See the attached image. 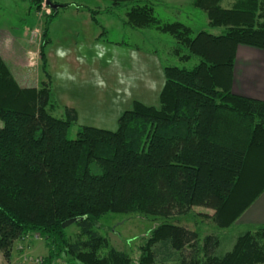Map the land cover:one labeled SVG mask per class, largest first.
Wrapping results in <instances>:
<instances>
[{
    "label": "trees",
    "instance_id": "16d2710c",
    "mask_svg": "<svg viewBox=\"0 0 264 264\" xmlns=\"http://www.w3.org/2000/svg\"><path fill=\"white\" fill-rule=\"evenodd\" d=\"M110 1L126 8L125 27L167 33L176 41L174 54L197 63L165 67L159 107L134 101L116 131L83 126L70 139L78 113L64 106L61 118L52 114L58 102L47 47L50 25L71 4L31 0L45 15L29 35L43 29L44 81L22 87L0 54L1 254L10 261L15 243L35 235L49 248L42 264H264V226L220 253L228 238L164 222L145 238L137 259L97 230L111 213L169 219L199 207L213 210L214 223L227 229L264 193V101L232 91L238 47L264 50L261 0H193L208 25L222 29L219 35L161 22L156 0ZM46 2L58 9L48 4L46 15ZM90 12L97 23L101 11ZM73 219L75 233L63 227Z\"/></svg>",
    "mask_w": 264,
    "mask_h": 264
},
{
    "label": "rangeland",
    "instance_id": "374dc122",
    "mask_svg": "<svg viewBox=\"0 0 264 264\" xmlns=\"http://www.w3.org/2000/svg\"><path fill=\"white\" fill-rule=\"evenodd\" d=\"M52 1L71 4L66 9H60L59 16L50 25L51 43L47 47L48 60L50 54L54 60H58L57 68L60 69L58 70L60 72H54L53 75L49 62L53 94L58 102L56 111L52 112L55 117H62L64 107L58 99V92L55 91V87H58L57 83L61 87L59 97L61 94H69L75 102H78L86 92L93 110L103 103L101 100L103 94L106 105L102 106V110L107 115H102L100 124L105 126L102 129L116 131L121 113L131 109L134 101L159 107L160 93L165 84L166 66L192 68L197 63L196 58L190 62H183L174 54L177 45L171 35L154 28L125 27L123 23L126 20V8L112 7L113 3L110 0ZM30 6L31 0H0V29L20 34V31H25L28 27V37L25 40L28 42L29 39L28 43L33 48L32 53H29L30 67H24V64L21 68L10 65L17 81L23 77L24 82L18 81L21 86L36 87L44 81L39 55L43 29L35 31L32 37L29 35L39 22L44 25L45 15L41 17L35 9H30L29 13ZM77 6L82 12L78 13ZM107 8L110 10L113 8L114 14L104 13ZM154 9L156 17L163 23L182 22L191 27L195 33L203 30L215 35L222 33L221 28H212L208 25L206 13L195 8L193 0H156ZM90 10L101 11L96 15L97 23L91 22L92 14L88 12ZM51 12L52 10L47 11L46 15ZM23 20L26 22L23 23ZM65 52L66 54L73 52L68 59V62H71L69 66ZM77 62L82 65L86 80L80 75L76 76L78 80L68 77L66 68L75 69L74 73H83ZM110 111H113L111 115ZM81 115V121H78L69 132L70 139H76L80 127L87 125L86 121L89 120L85 117L90 115V109H82ZM213 214V210L201 207L193 209L187 215L169 219L154 215L111 213L101 218L97 230L109 238L113 247L130 253L134 259L139 257V248L145 238L164 222L186 226L192 231H197L201 237L212 234L228 238L232 242H223L220 253L230 251L238 236L253 230L245 225L221 229L212 220ZM69 230L75 233L78 227L72 225ZM48 253L49 248L44 239L33 235L25 241L19 240L15 243L12 260H6L0 254V264H25L27 256L40 258L47 256Z\"/></svg>",
    "mask_w": 264,
    "mask_h": 264
},
{
    "label": "crops",
    "instance_id": "0c3cea01",
    "mask_svg": "<svg viewBox=\"0 0 264 264\" xmlns=\"http://www.w3.org/2000/svg\"><path fill=\"white\" fill-rule=\"evenodd\" d=\"M262 8L260 10V20H264V0H261ZM58 4L59 2H54ZM60 5L66 4L63 2L59 3ZM69 4V3H68ZM227 6V4H224ZM78 13L82 12V10L77 6ZM31 6L29 7L30 13ZM66 9V8H63ZM90 12V11H88ZM60 13V11H59ZM59 16V15H58ZM92 20V18H91ZM26 22L23 20V23ZM93 22V21H91ZM38 26V27H37ZM40 22L38 25H35L33 30L36 28H40ZM18 33H14L11 30H4L0 29V54L7 61L9 64L14 65L16 67L21 68L24 64V67H30V54L32 53V46L25 40L28 37V27L25 31H20ZM35 50V49H34ZM73 52L67 53L65 52V58H67L68 66L71 62H68L69 57L72 55ZM49 62L50 68L53 72H60L57 68L58 60H54L51 55L49 54ZM25 63H28L25 65ZM77 64L80 65L79 62ZM82 68V65H80ZM12 68V67H11ZM76 70H68L66 68V72L68 77H73V79L78 80L76 76L80 75L82 79L86 80V76L84 75V69L82 68L83 73H74ZM89 72V71H88ZM80 78V79H81ZM19 80L24 82L23 77ZM18 80V81H19ZM58 87H55V91L58 92V99L61 101V105L67 106L69 108H73L78 113V121H81L82 109H90V115L86 116L85 119L89 120L86 121L85 126H91L96 128H104L105 126L101 125L103 119V114L107 115L106 112L102 110V106L106 105L105 96L102 94L101 100L102 104L96 109H91L89 100L86 96V92L82 94L81 99L78 102L73 101L71 95L69 94H61L59 97V89H61L60 85L56 83ZM24 88L30 87L28 85L22 86ZM39 87V86H36ZM232 91L240 96H244L251 99L261 100L264 101V50L253 48L249 46H239L237 49V56L235 61V67L233 72V85ZM101 96V94H100ZM110 115L113 111L109 112ZM119 114V113H118ZM122 114V113H121ZM91 115H93L91 117ZM119 116V115H118ZM121 116V115H120ZM120 118V117H119ZM211 216V215H210ZM234 225H245L251 227L255 230L259 226H264V193L261 194L255 202L241 215L238 221ZM233 225V226H234ZM252 231V230H251ZM1 254V253H0ZM2 255V254H1ZM3 257V255H2ZM4 258V257H3ZM13 258H11L12 260Z\"/></svg>",
    "mask_w": 264,
    "mask_h": 264
},
{
    "label": "built area",
    "instance_id": "2783aa9c",
    "mask_svg": "<svg viewBox=\"0 0 264 264\" xmlns=\"http://www.w3.org/2000/svg\"><path fill=\"white\" fill-rule=\"evenodd\" d=\"M43 8L45 10L49 11L47 2L45 3ZM24 262H25V264H42L43 263V261L40 258H30L28 256L25 258Z\"/></svg>",
    "mask_w": 264,
    "mask_h": 264
},
{
    "label": "water",
    "instance_id": "95a60500",
    "mask_svg": "<svg viewBox=\"0 0 264 264\" xmlns=\"http://www.w3.org/2000/svg\"><path fill=\"white\" fill-rule=\"evenodd\" d=\"M48 4H49L50 6H52L53 9H55V10L58 9V6H57V5H53V4L50 3V2H49ZM76 222H77V219H73V220L67 221V222H65V223L63 224V227H64V228H67V227L73 225V224L76 223Z\"/></svg>",
    "mask_w": 264,
    "mask_h": 264
}]
</instances>
